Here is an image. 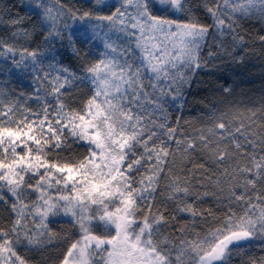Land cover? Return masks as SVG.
<instances>
[{"label": "snow or ice", "instance_id": "6c2138e0", "mask_svg": "<svg viewBox=\"0 0 264 264\" xmlns=\"http://www.w3.org/2000/svg\"><path fill=\"white\" fill-rule=\"evenodd\" d=\"M28 7L33 24L7 13L11 38L42 47L0 37V56L32 73L39 106L0 100V264H34L27 253L60 237L57 217L75 230L59 264H264L251 251H264V110L212 114L193 131L173 116L193 77L229 54L224 39L244 44L241 21L264 23V0ZM96 41L103 51L88 62ZM60 47L80 73L57 60ZM78 84L90 95L73 104ZM73 143L85 153L61 158Z\"/></svg>", "mask_w": 264, "mask_h": 264}, {"label": "trees", "instance_id": "16d2710c", "mask_svg": "<svg viewBox=\"0 0 264 264\" xmlns=\"http://www.w3.org/2000/svg\"><path fill=\"white\" fill-rule=\"evenodd\" d=\"M46 2L55 9L56 0H46ZM72 2L86 3V0H60L63 4ZM30 3H34V0H0V37L17 48L33 49L38 45L42 47L41 40L38 38L34 40L11 38V32L14 29L8 24L7 13L19 14L21 17H26L25 24H33L37 17L28 7ZM200 15L204 17L203 13ZM240 31L245 36L244 44L232 46L230 39H224V43L229 46V54L222 53L220 58L209 62L207 67L193 77L190 87L184 92L187 104L182 114L173 111V116L182 115L183 119L188 121V124L184 126L185 131H193L205 126L212 114L243 113L247 115L252 111L259 114L261 110H264V43L259 40V37L264 35V23L259 17L245 19L241 21ZM77 47L81 48L82 53L90 51L88 47H82L79 44ZM59 51L61 55L57 57V60L61 64L71 71L77 73L82 71L83 61L74 56L70 49L60 47ZM203 51L206 53L207 49ZM0 52H3V49H0ZM99 52L98 49L93 48L91 54L87 56V61H95ZM35 87L30 71L13 67L10 56L7 58L0 56V100H3L5 104H18L21 111L29 108L38 111L39 106L34 99ZM88 95H90L89 86L78 84L71 93L73 104H78ZM49 99L51 100V97ZM84 153V148L73 143L70 152H63L60 155L61 158H79ZM157 200L159 201V198ZM3 209V204H0V224H7L8 213ZM56 220L57 222L51 227L54 232L60 234V237H54L51 246L43 253H27L33 258L34 264H59L68 244L67 238L74 235L75 230L68 222V217H58ZM251 251L254 256L264 255V251H261L258 246ZM234 264H239V261H234Z\"/></svg>", "mask_w": 264, "mask_h": 264}, {"label": "rangeland", "instance_id": "374dc122", "mask_svg": "<svg viewBox=\"0 0 264 264\" xmlns=\"http://www.w3.org/2000/svg\"><path fill=\"white\" fill-rule=\"evenodd\" d=\"M109 2H110V3H111V2H115V0H109ZM95 43H96L97 45H100V41H96ZM98 51H100V52L103 51V47H102V45H100ZM57 218H58V217H57Z\"/></svg>", "mask_w": 264, "mask_h": 264}]
</instances>
